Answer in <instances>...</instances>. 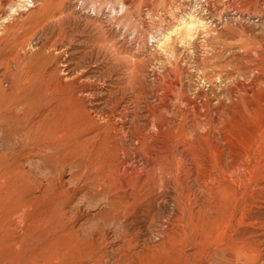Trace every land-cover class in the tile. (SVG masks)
I'll return each instance as SVG.
<instances>
[{"label":"rangeland","instance_id":"rangeland-1","mask_svg":"<svg viewBox=\"0 0 264 264\" xmlns=\"http://www.w3.org/2000/svg\"><path fill=\"white\" fill-rule=\"evenodd\" d=\"M125 3L0 0V79L7 84L24 76L32 90L43 84L49 87L48 132L68 125L71 132L75 129L81 134L80 139L97 134L96 144L106 135L112 140L110 160L115 165L122 161L130 173L134 166L143 167V155L135 152V147L140 137L150 138V114L166 86L175 102L183 97L197 104L194 109L188 102L180 103L181 107L189 105L188 111L177 106L169 108L165 132L184 138L195 134L194 120L204 105L220 107L215 119L202 121L211 128H220L239 99L248 103L253 99L252 92L245 89L251 88L256 76L254 88L264 97V61L257 60L260 53L264 59V0ZM198 18L200 24L191 40L194 42L187 45L183 27ZM59 76L66 80L62 92L65 99H54L52 95L54 85L61 83ZM176 78L178 83L172 84L170 81ZM77 89L69 111L66 100ZM18 100L20 107L29 102ZM22 132L12 128L0 134V264H213L212 260L206 261L204 245L193 243L189 236L185 244L156 242L171 212L179 211L178 199H184V209L190 211L192 181L185 189L172 186L164 190L163 182L153 187L162 194L157 203L119 227L106 223L96 215L99 208H90L85 201L79 204V211L73 203L69 206L71 192L55 200L56 189H50L45 199L34 201V172L42 181L44 174L57 179L64 167V179L71 174L63 163L65 159L54 153L47 167L31 162L29 148L15 144L17 140H28L29 135ZM262 132L264 127L256 136ZM73 137L76 151L79 136ZM176 142L173 154L184 151L179 140ZM78 152L72 154L80 167L85 162ZM181 158L178 156V162ZM258 202L264 205V195ZM252 211L251 216L246 211L244 220L254 222V226L239 227V231L249 238L251 246L259 245L261 250L264 239L259 233H264V209ZM88 236L97 241L92 243ZM104 236L106 243L100 241ZM128 236L133 242L123 241ZM239 253L231 257L217 255L222 260L216 264H242L237 261ZM262 253L253 264L264 263L263 249Z\"/></svg>","mask_w":264,"mask_h":264},{"label":"bare ground","instance_id":"bare-ground-1","mask_svg":"<svg viewBox=\"0 0 264 264\" xmlns=\"http://www.w3.org/2000/svg\"><path fill=\"white\" fill-rule=\"evenodd\" d=\"M125 2L128 0H121L122 5L126 4ZM236 19L239 21L238 18ZM199 21V18L190 20L184 25V34H182L187 45L194 42L191 41L194 38L193 30H197ZM258 55V62L264 61L263 54ZM23 77H16L7 84L4 82L5 79H0V134L10 132L12 128L23 131V135H29L28 140L26 142L17 140L15 144L29 148L31 162L37 161L39 165L47 167L50 164L49 157L54 153L58 158H62V161L65 159L63 163L69 166L71 174L69 179H64V167L57 179L52 175L50 177L44 174L42 181L34 172L33 187L31 186L33 192L31 196L34 201L37 202L39 198L50 193V189L53 191L56 189L53 196L55 200L71 192L69 206L73 203L79 211V204L85 201L88 207L99 208L96 215L106 223L124 227L128 219L138 216L144 209L151 208L162 197V194L156 192L153 187L156 189V186H161L163 182L164 190L172 186L185 189L189 181H192L188 195L190 211H185L184 199H178L179 211L171 212L165 226L161 228L162 235L156 242L161 245L185 244L189 236L193 243L204 245L206 261L212 260L213 264L222 260L217 258V255L231 257L232 254L240 252L237 256L238 262L253 264L263 254L262 240L260 245L263 247L259 250V245L251 246L249 238H245L239 231V227L254 226V222H245L246 211L251 216L252 210L264 209V205L258 202V199L264 195V134L262 132L256 136L257 131L264 127V97L254 88L258 76L251 79V88L245 89L246 92H252L253 99L249 103L239 99L237 105L224 117L220 128L214 129L209 123H202L215 119L220 107L204 105L203 111L194 120L197 129L191 138L173 134L172 131L165 132L169 123L167 120L170 117L168 116L170 107H181L180 103L188 102L194 109L197 108L195 102L183 97L175 102L170 98V87L166 86L150 114L148 126L153 135L151 134L149 139L140 137L135 147V152L143 155V167L134 166L130 173L126 172L122 161L115 165L110 160L112 140L107 139L106 135L96 144L97 134L80 139L81 134L75 129L71 132L72 127L68 125L60 131L57 126L48 132L50 130L49 87L43 84L41 88L32 90L31 86H27L29 81L23 80ZM58 80L61 83L55 84L54 87L52 85V95L55 96L54 99H65L62 92L66 80L64 81L62 76H59ZM170 82L177 84L178 78ZM23 84L27 86L23 87L24 89L21 88ZM78 91L75 90L70 99L68 97L66 100L69 111L70 106L72 108V104L76 101L75 95ZM18 99H29V102L24 103L23 108L20 107ZM181 108L183 111L190 110L189 105ZM76 134L79 136L78 139L76 138V145L80 150L78 154H81L85 162L80 167L75 163L72 154L78 151L73 149L75 143L73 135ZM176 140H179L184 151L178 150L173 154V149H177L175 146L178 147ZM158 145L163 149L158 148ZM178 156L183 157L179 162ZM164 157L166 160L162 161ZM155 168H158L157 172ZM244 196H247L245 200H243ZM259 234L260 239H264V233ZM106 240L108 239L105 236L100 239L103 243H106ZM132 240V237L128 236L123 241ZM89 241L93 243L97 239L91 237Z\"/></svg>","mask_w":264,"mask_h":264}]
</instances>
